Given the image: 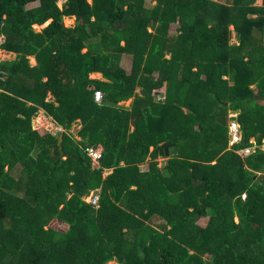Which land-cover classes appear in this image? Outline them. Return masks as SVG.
I'll return each instance as SVG.
<instances>
[{"label":"trees","instance_id":"trees-1","mask_svg":"<svg viewBox=\"0 0 264 264\" xmlns=\"http://www.w3.org/2000/svg\"><path fill=\"white\" fill-rule=\"evenodd\" d=\"M152 1L0 0V264H264V0Z\"/></svg>","mask_w":264,"mask_h":264},{"label":"built area","instance_id":"built-area-1","mask_svg":"<svg viewBox=\"0 0 264 264\" xmlns=\"http://www.w3.org/2000/svg\"><path fill=\"white\" fill-rule=\"evenodd\" d=\"M5 41H6V37L1 36L0 37V47L2 44L5 43ZM0 61H1V58H0ZM94 98H95V102L97 104H99V105L102 104L103 93L101 91H96L94 94ZM239 133H240V127L238 124H233L232 126H230V135H231V145L232 146L241 142L242 135ZM256 149H257V146L254 143V146L252 148L241 151L239 153V155L243 158L249 157L252 154V152L256 151ZM262 150L264 151V145L262 146ZM102 151H103V148H101L100 146H98V147L88 146L85 149V153L90 157L94 166L99 165V161L102 158ZM99 193H100L99 190L92 191V193L88 197L89 200L87 201L97 208L99 207V199H100Z\"/></svg>","mask_w":264,"mask_h":264},{"label":"crops","instance_id":"crops-1","mask_svg":"<svg viewBox=\"0 0 264 264\" xmlns=\"http://www.w3.org/2000/svg\"><path fill=\"white\" fill-rule=\"evenodd\" d=\"M5 51V50H4ZM6 53H7V56L5 57V56H3V55H0V58H1V60H13V59H15V57H16V55L15 54H13V53H11V52H7V51H5ZM84 52H85V50H84ZM1 54V53H0ZM126 55H128V54H126ZM131 56V55H130ZM130 56H124V60L122 61V66L129 72V73H131L132 72V69H133V59H132V61H130V59H129V57ZM3 57V58H2ZM126 57V58H125ZM30 59V64L32 65V66H35L36 64H37V61H36V58L35 57H30L29 58ZM128 62H130L131 63V67H128V65H127V63ZM92 79H97V80H100V81H104V79H103V76H102V74H100V73H93L91 76H90ZM139 92H142V88H140L139 90H138ZM166 91H167V87H165V88H163V89H159V90H157L156 92H155V96H156V98L159 100V101H165L166 99H167V93H166ZM51 93H49L48 94V100L50 99V98H52L53 96H51L50 95ZM53 100H54V97H53ZM130 106V105H129ZM41 111V110H40ZM39 111V112H40ZM43 111V110H42ZM41 111V112H42ZM45 112V111H44ZM43 112V113H44ZM39 114V113H38ZM44 114H46V113H44ZM47 115V114H46ZM48 116V115H47ZM236 116V115H235ZM41 119H42V117H40ZM39 118V119H40ZM38 119V120H39ZM41 119H40V121H41ZM48 121L49 122H52V124H53V127L55 128L54 130H55V132H53L52 134H56V135H60L61 133L63 134L64 133V129L63 128H61L55 121H53V119L49 116L48 118ZM76 123H78V125H76L75 127H74V129L72 128V130H71V132L73 133V134H75V136H76V138L77 139H79L78 138V136H77V133H78V131L80 130V128H81V124H82V122L80 121V120H78ZM233 124H236V122H231V126L233 125ZM239 125V124H238ZM239 127H240V125H239ZM33 128L35 129V130H38V129H42V130H44V131H46L47 132V130L46 129H44V128H36V126L34 125V120H33ZM101 147V146H100ZM102 148V147H101ZM159 160V159H158ZM160 160H162V162H163V158H161ZM167 161V160H166Z\"/></svg>","mask_w":264,"mask_h":264},{"label":"rangeland","instance_id":"rangeland-1","mask_svg":"<svg viewBox=\"0 0 264 264\" xmlns=\"http://www.w3.org/2000/svg\"><path fill=\"white\" fill-rule=\"evenodd\" d=\"M223 2H226V0H222ZM65 2V0H59V2H58V5L60 6V7H62V4ZM153 1L152 0H149V2H148V7H153L155 4H153L152 3ZM260 3H261V0H256L255 1V4L256 5H260ZM64 22H65V25L68 27V26H73L74 25V23H75V21H74V18H72V19H69V18H65L64 19ZM42 27H39V26H35V29L37 30V31H40V29H41ZM233 29V28H232ZM236 41V38H234V42ZM0 55H3V56H7V53L3 50V49H0ZM125 56H130V55H125ZM3 58V57H2ZM126 58V57H125ZM129 59H130V61H132V59H133V56H130L129 57ZM123 60H124V58H123ZM127 65H128V67H131V63L130 62H128L127 63ZM51 95V94H50ZM52 96V95H51ZM49 98V97H48ZM49 100H53V97L52 98H50ZM125 103V105H131V103H132V100H130V101H127V102H124ZM42 111V110H41ZM39 112V114L34 118V125L36 126V128H44V129H46L47 130V132H49V133H53V132H55V128L53 127V124H52V122H49L48 121V117L49 116H47L46 114H44L45 112L44 111H42V112ZM44 112V113H43ZM40 117H42V119L40 118ZM230 117H236L235 116V114H231L230 115ZM41 119V121H40V119ZM39 119V120H38ZM231 122H233V121H231ZM231 122H230V124H231ZM235 122V121H234ZM76 125H78V123H76V124H74L73 125V129H74V127L76 126ZM239 134H241V131H240V133ZM56 135V134H55ZM257 150V149H256ZM255 152H252V154L251 155H253ZM250 155V156H251ZM161 158H159V161L161 162V166H162V160H160ZM167 160V159H166ZM166 160H163V161H166ZM144 169H148V165H146V166H144L143 167ZM14 175L15 176H17V173H14ZM91 193H92V191H91ZM90 193V194H91ZM89 200V198H86V201H88ZM209 223V219L208 220H202L201 222H200V224L202 225V226H206L207 224Z\"/></svg>","mask_w":264,"mask_h":264},{"label":"water","instance_id":"water-1","mask_svg":"<svg viewBox=\"0 0 264 264\" xmlns=\"http://www.w3.org/2000/svg\"><path fill=\"white\" fill-rule=\"evenodd\" d=\"M62 142H63V134L61 133L58 136V142L57 145L59 147V151H60V158L64 157V152H63V147H62ZM178 147H173V148H162L157 150L156 153V158H163L164 160L167 159V161H163L162 162V166H165L166 164H169V160L172 156L174 155H178Z\"/></svg>","mask_w":264,"mask_h":264}]
</instances>
